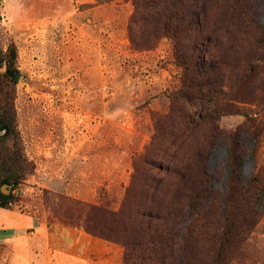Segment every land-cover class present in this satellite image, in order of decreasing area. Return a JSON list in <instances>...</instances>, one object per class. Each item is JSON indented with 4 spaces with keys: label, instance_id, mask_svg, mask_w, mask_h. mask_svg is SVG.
Returning a JSON list of instances; mask_svg holds the SVG:
<instances>
[{
    "label": "trees",
    "instance_id": "obj_1",
    "mask_svg": "<svg viewBox=\"0 0 264 264\" xmlns=\"http://www.w3.org/2000/svg\"><path fill=\"white\" fill-rule=\"evenodd\" d=\"M109 2L112 0H100ZM129 36L139 50L172 44L181 86L134 160L120 208L75 201L85 230L123 247L122 264H244L248 242L264 215V23L258 0H131ZM264 3V0H263ZM0 207L33 170L14 107L21 78L14 41L0 50ZM243 104L260 106L246 111ZM243 115L235 130L221 119ZM227 151L224 189L210 163ZM254 170L244 176L247 159ZM80 216V215H79Z\"/></svg>",
    "mask_w": 264,
    "mask_h": 264
},
{
    "label": "rangeland",
    "instance_id": "obj_2",
    "mask_svg": "<svg viewBox=\"0 0 264 264\" xmlns=\"http://www.w3.org/2000/svg\"><path fill=\"white\" fill-rule=\"evenodd\" d=\"M258 5L264 23L263 0ZM133 12L131 0H0V50L11 41L17 47L21 78L14 107L33 166L19 185H10L9 209L87 232L75 201L120 208L134 160L151 145L155 117L170 110L169 95L180 88L182 73L169 39L148 50L133 46L128 30ZM244 119L228 115L220 123L231 131ZM258 158L263 164L264 143ZM226 159L221 144L210 163L221 190ZM253 170L249 158L245 178ZM9 253L0 249L5 264ZM244 264H264V215Z\"/></svg>",
    "mask_w": 264,
    "mask_h": 264
},
{
    "label": "crops",
    "instance_id": "obj_3",
    "mask_svg": "<svg viewBox=\"0 0 264 264\" xmlns=\"http://www.w3.org/2000/svg\"><path fill=\"white\" fill-rule=\"evenodd\" d=\"M0 249L10 252L8 264H122L123 255V249L115 242L3 207ZM0 263H6L4 258Z\"/></svg>",
    "mask_w": 264,
    "mask_h": 264
},
{
    "label": "water",
    "instance_id": "obj_4",
    "mask_svg": "<svg viewBox=\"0 0 264 264\" xmlns=\"http://www.w3.org/2000/svg\"><path fill=\"white\" fill-rule=\"evenodd\" d=\"M11 186L10 185H8V184H4L2 187H1V192L3 193V194H7V192L9 191V188H10Z\"/></svg>",
    "mask_w": 264,
    "mask_h": 264
}]
</instances>
